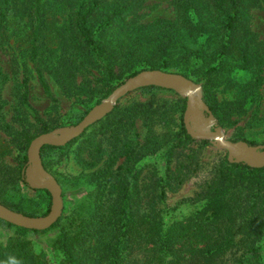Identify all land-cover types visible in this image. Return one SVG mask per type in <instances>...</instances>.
<instances>
[{"label":"trees","instance_id":"obj_1","mask_svg":"<svg viewBox=\"0 0 264 264\" xmlns=\"http://www.w3.org/2000/svg\"><path fill=\"white\" fill-rule=\"evenodd\" d=\"M143 1L0 0V42L5 51L14 49V120L21 130L16 131L3 116L0 120L2 128L21 141L14 169L17 183L27 185L31 142L56 128L31 106L32 75L56 105L46 73L66 93L92 96L91 107L68 118L70 126L107 98L123 78L144 70H172L189 79L202 73L208 77L205 87L220 79L234 91L233 99L222 105L206 91L203 96L219 122L246 111L264 83V43L251 28V11L264 0H176V19L140 23L137 12ZM241 72L249 77L243 78ZM7 81L0 73V101ZM138 91L156 95L171 90ZM185 110L186 99L128 107L118 103L66 146H44L43 165L53 172L68 149L78 144L73 152L82 172L73 178L53 175L62 189L69 184L83 187L84 192L74 197L71 211L63 212L48 230H28L0 220V229L12 232L6 242H0V264H201V257L221 252L236 235L246 245L237 264H264L257 245L264 235V167L230 163L226 157L214 178L195 197L182 201L188 213L166 221V188L172 181L185 180L190 166L179 158L195 142L184 125ZM29 118L37 127L35 133L24 127ZM138 119L147 129L143 138L136 128ZM157 124L164 129L155 130ZM95 130L109 136L110 142H97ZM201 144L211 145L209 140ZM148 158L154 162H146ZM174 161L178 166L172 170ZM159 162H164L163 172ZM2 167L0 163V203L26 216L47 215L50 193L34 190L44 201L48 199L45 212L26 205L25 197L10 188L13 178L2 175ZM66 195L63 190V199ZM53 230L57 235L48 242L52 258L46 250L36 249L34 238ZM142 245L148 246V253L136 257Z\"/></svg>","mask_w":264,"mask_h":264},{"label":"rangeland","instance_id":"obj_2","mask_svg":"<svg viewBox=\"0 0 264 264\" xmlns=\"http://www.w3.org/2000/svg\"><path fill=\"white\" fill-rule=\"evenodd\" d=\"M137 14L139 15L140 23H148L158 18L176 19V0H144ZM251 28L257 33L258 41L264 43V3L260 8L251 11ZM13 53L14 49H8L5 51L0 42V73L8 78V81L1 91L2 100L0 101V105L2 109L0 117L3 116L6 122L16 131H20V124L14 120L17 102L14 94L15 75L12 72L14 67ZM193 69L195 68L193 67ZM162 71L174 73L172 70ZM239 74L243 78L249 77L246 76V72H241ZM240 75L237 77H240ZM262 75L264 76V68ZM18 77L21 78V75H18ZM46 77L58 104H54V102L47 96L35 75L31 76L30 103L37 115H39L51 128L56 127L55 129H58L70 126L68 125V118L81 115L83 111L89 106L91 107L94 103L91 95L83 94L80 96H74L68 94L55 82L50 74L46 73ZM190 77V79L197 85V89L194 90V93L200 95L202 98L206 91L212 95L214 100L222 105L233 99L234 91L227 89L226 85L220 82V79L205 87L204 85L206 84V81H208L207 76H203L201 73L199 78L194 75H191ZM127 79L128 78H123L119 83H123ZM107 98L102 99L101 103L105 102ZM94 99H96V96H94ZM180 99H186L187 101L185 95L171 91H162L156 95H148L142 91H135L124 97L118 103L122 107H128L135 103L155 102L159 104L162 101L177 102ZM245 110L246 111L241 115L233 114L232 116L222 119L220 122L213 114L210 116L205 112H201L192 118V129L194 131H211L216 129L219 135L226 140L238 142L245 139L254 142L256 144L255 146L264 145V83L254 95L252 101L245 107ZM178 116V114L175 115L176 124H179ZM1 125L0 120V153L2 152L0 163L3 166L2 175L5 174L6 176H11L13 178V183L10 188L19 191V193L25 197L27 200L26 205L38 208L42 212H45L48 209V199L46 198V201H44L29 187V181L33 177L31 169L28 167L26 171L25 177L27 185L15 181L16 176L14 169L18 164L17 155L21 141L20 139L15 138V134L6 132ZM164 126L165 128L173 127L171 125ZM24 127L30 133H35L37 131V127L33 124L32 118H29L28 121H24ZM136 128L141 137H145L147 129L144 126L142 119L137 120ZM162 129H164V127L159 124L155 126V130L157 131H161ZM90 131L91 130L88 132ZM96 133H98V130H95L94 136V139H96L97 142L102 140V145H106L110 142L109 136H102ZM194 139L195 142L189 144L188 148L183 151L179 158V161H183L184 164L190 166V169L187 170L185 180L182 183L172 181L166 188V197L163 205L164 208L167 209L165 212V219L167 222L188 213L189 208L182 204V201L195 197L201 189L214 178L220 163L227 157V152L225 150L219 149L212 144L209 146H203L201 141L204 140L200 138ZM77 145L68 149L64 158L54 165L53 172H48L52 175L55 172L57 178H61V176H63L62 178H73L79 175L82 172V167L79 161L75 158L73 152ZM189 154L194 155L191 160L186 159L185 155ZM146 162H154V159L148 158L146 159ZM177 163L178 162L176 161L173 162L171 166L172 170L176 169V166H178ZM157 165L163 172L165 168L164 162H159ZM182 170L184 171L185 169L183 168ZM56 177L54 176V178ZM63 190L67 194L63 199V212L68 214L73 207L74 197L82 194L84 188H73L69 186V184H66L62 191ZM11 234L12 232L10 230L0 229V242H6ZM56 235L57 230H53L45 235L35 237L34 241L36 243V249L46 250L53 258L54 255L48 248V242ZM233 239V242L221 252L201 257V264H237L239 257L246 249V245L242 242V237L240 235L234 236ZM257 245L260 247L259 252L264 262V235ZM147 253L148 246L142 245L135 253V256L142 258Z\"/></svg>","mask_w":264,"mask_h":264},{"label":"water","instance_id":"obj_3","mask_svg":"<svg viewBox=\"0 0 264 264\" xmlns=\"http://www.w3.org/2000/svg\"><path fill=\"white\" fill-rule=\"evenodd\" d=\"M147 87H157L171 90L186 96L184 125L187 133L193 138L209 140L210 143L227 152L230 163H243L250 168L264 167V145L250 146L245 141L233 142L222 138L217 130L194 131L191 120L201 112L211 116L209 107L203 98L194 93L197 85L189 78L177 73L162 70H145L128 78L119 85L105 102L92 108L76 125L55 129L36 137L30 144L27 156L32 179L29 187L33 190H46L50 193L52 204L50 212L42 217H30L13 211L0 203V220L28 230L45 231L58 222L63 214V191L59 182L44 167L41 150L44 146L63 147L83 133L92 125L109 115L124 97Z\"/></svg>","mask_w":264,"mask_h":264}]
</instances>
